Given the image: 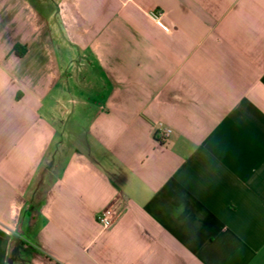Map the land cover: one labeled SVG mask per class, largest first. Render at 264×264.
I'll return each instance as SVG.
<instances>
[{
	"label": "crops",
	"instance_id": "crops-1",
	"mask_svg": "<svg viewBox=\"0 0 264 264\" xmlns=\"http://www.w3.org/2000/svg\"><path fill=\"white\" fill-rule=\"evenodd\" d=\"M0 264H264V0H0Z\"/></svg>",
	"mask_w": 264,
	"mask_h": 264
},
{
	"label": "built area",
	"instance_id": "built-area-1",
	"mask_svg": "<svg viewBox=\"0 0 264 264\" xmlns=\"http://www.w3.org/2000/svg\"><path fill=\"white\" fill-rule=\"evenodd\" d=\"M163 16H164V13L160 11H155L151 13V17L155 20L156 24L159 25L160 28L164 30L165 32H169V27L164 23ZM171 133H172L171 128L159 127L157 128L155 135L160 140H166L167 138L170 137ZM114 218H115V212L112 208H106L100 211L96 216V220L98 224L103 229L110 228L113 225Z\"/></svg>",
	"mask_w": 264,
	"mask_h": 264
}]
</instances>
